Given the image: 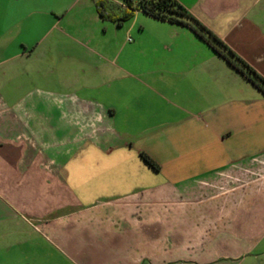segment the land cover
Returning a JSON list of instances; mask_svg holds the SVG:
<instances>
[{
  "label": "crops",
  "instance_id": "obj_1",
  "mask_svg": "<svg viewBox=\"0 0 264 264\" xmlns=\"http://www.w3.org/2000/svg\"><path fill=\"white\" fill-rule=\"evenodd\" d=\"M176 1L264 77V0ZM146 15L169 24V40L132 48L137 56L125 63L123 47L101 31L96 0L0 4L8 255L20 247L32 262L46 247L70 264H264L254 252L208 258L204 229L170 217L192 210L204 182L242 174L245 196L256 173L264 178V93L196 23ZM138 54L150 63L137 64ZM172 232L185 256L172 255Z\"/></svg>",
  "mask_w": 264,
  "mask_h": 264
},
{
  "label": "rangeland",
  "instance_id": "obj_2",
  "mask_svg": "<svg viewBox=\"0 0 264 264\" xmlns=\"http://www.w3.org/2000/svg\"><path fill=\"white\" fill-rule=\"evenodd\" d=\"M8 1L14 3V0H0V4ZM102 23L103 26L100 28L101 31H107L106 38L113 42L116 41L123 47L125 63L132 61L130 55L134 61L135 56H137L134 53L141 50L145 51L148 46H152L155 37L161 42V46L163 41L169 40L167 37L165 38L166 33H164L169 30V24L150 18L142 11H136L132 17L123 21L122 26L108 19H103ZM203 37L206 41L209 38L205 34ZM132 48L138 49L137 52L131 50ZM143 57L138 54L136 62L145 67L150 63L152 57L149 59ZM251 84L252 89L255 90L254 83ZM261 174L264 175V171ZM255 178L260 180L248 185L245 196H243L242 191L246 183L242 174L234 178L225 176L220 179V182H204L198 186L200 189L198 197L191 199L186 205L192 210L188 211L187 214L183 213V215L172 213L170 215L171 225L173 222L183 221L184 217L190 222L196 221L204 229V239L199 250L208 258L240 259L252 252L264 255V178L258 173L254 175L252 180ZM233 188L236 189L235 192H233ZM243 197L245 198L243 199ZM172 205H178V203L172 202ZM215 206L217 211L210 209V207ZM215 224L219 227L216 232L211 231V226ZM170 238L171 253L175 252L179 256H185L183 251L178 250L182 243L175 239L173 232ZM258 239H261L262 243L255 247L253 244ZM19 250L20 247L13 246L8 255V251L0 246V264H70L62 261L60 259L61 253L52 250V248L46 249L44 247L42 252L37 250V260L32 262L22 261V256L18 254Z\"/></svg>",
  "mask_w": 264,
  "mask_h": 264
},
{
  "label": "trees",
  "instance_id": "obj_3",
  "mask_svg": "<svg viewBox=\"0 0 264 264\" xmlns=\"http://www.w3.org/2000/svg\"><path fill=\"white\" fill-rule=\"evenodd\" d=\"M96 7L102 19H108L119 26H122L123 21L132 17L136 11H142L159 20L171 23H196L209 36V40L212 39L215 42L211 43L214 50L264 92V77L230 49L221 39L202 26L176 0H96ZM194 29L198 31L196 28ZM141 157L154 170L159 171L161 169L158 162L149 154L142 152Z\"/></svg>",
  "mask_w": 264,
  "mask_h": 264
}]
</instances>
